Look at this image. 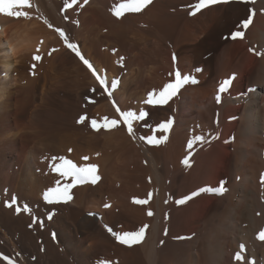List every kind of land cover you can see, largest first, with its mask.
Returning <instances> with one entry per match:
<instances>
[{
  "label": "bare ground",
  "instance_id": "bare-ground-1",
  "mask_svg": "<svg viewBox=\"0 0 264 264\" xmlns=\"http://www.w3.org/2000/svg\"><path fill=\"white\" fill-rule=\"evenodd\" d=\"M123 2L77 0L66 8V0H30L25 19L10 17L0 0V249L15 264H264V0L199 9V0H151L117 17ZM144 31L156 37L143 40ZM236 31L243 38L233 39ZM177 70L198 83L182 84L164 105L145 104L150 92L175 82ZM225 79L232 80L220 94ZM116 106L148 113L135 137L122 124L91 126L105 116L119 120ZM169 120L167 132L157 129ZM141 136L166 139L149 144ZM56 157L97 165L100 180L48 204V188L71 183L54 171ZM221 185L226 190L178 203ZM145 225L139 242L113 235Z\"/></svg>",
  "mask_w": 264,
  "mask_h": 264
},
{
  "label": "snow or ice",
  "instance_id": "snow-or-ice-1",
  "mask_svg": "<svg viewBox=\"0 0 264 264\" xmlns=\"http://www.w3.org/2000/svg\"><path fill=\"white\" fill-rule=\"evenodd\" d=\"M7 3L10 4L11 8L13 9L8 15L10 17L14 18H25L29 19L30 14L28 11H25L24 9L30 8V0H6ZM88 0H84V3L86 4ZM151 0H125V2L121 3L117 9L114 10V15L117 17H120L123 15L124 11L128 12H133V13H138L141 12L149 3ZM227 0H199V3L195 5L196 9H199L202 5H209L213 3H226ZM245 2H251L255 3V0H245ZM77 3V0H66L65 7L66 8H71L73 5ZM83 5H81L82 7ZM194 14V13H193ZM254 14V10H253ZM252 17L249 16L247 20L242 21L243 27L246 29L248 25L251 23ZM78 23V22H77ZM51 27V25H49ZM59 32V35L64 39L66 46L72 50L77 57L80 58V60L83 61V63L89 68L93 69V65L89 62V60L85 59V57L82 55L81 51L78 48V45L76 43L69 42L67 39V36L65 32L62 29H57ZM243 32L236 31L232 34V38H243ZM37 51H39V48H37ZM51 55V53H49ZM33 60L35 61H40L42 57L40 55H34L32 57ZM175 60V57H173ZM36 65L33 64L32 68L35 69ZM199 71V69L197 70ZM34 74V73H33ZM93 74L97 75L95 70L93 69ZM171 75V74H170ZM97 79L99 80L100 84L102 87L105 88L106 91H108V81L99 75H97ZM233 79V78H232ZM232 79H225L219 86L218 88V93L223 94L228 91L231 80ZM188 82H191L192 84L198 83V81L195 78H189L188 76H182L181 72L179 70L175 71V82H169L166 83L163 88L159 91H153L150 92L147 96V99L144 101L145 104L147 105H155V104H160L164 105L166 104L177 92L178 90L182 87V84H186ZM118 86L116 81H113L111 83V89H115ZM93 91H95L93 89ZM218 94L216 96L217 102H221V95ZM109 95H111V91H109ZM158 97V99H156ZM116 111L119 113L120 119H111L109 120L108 117H104L102 122H99L95 119L91 120V126L99 131L100 129H105V130H110L117 128L119 125H124L127 128V132L130 136L135 137L136 136V129H135V124L145 121L147 119L148 113L144 110L139 111V114H137L134 111H129V110H121L118 106H116ZM85 117L81 116L79 119L80 123L85 122ZM172 121L169 120L166 123H160L156 127L157 129H161L164 132L168 131L169 126L171 125ZM141 139H145L147 143L153 144V143H160L163 141V139H166V137H162L161 140H157L155 136H141ZM197 139H201V137H197ZM188 147H192V143L189 142ZM71 151V149H69ZM58 159L59 163H54L52 165L54 171L62 178H64L65 181L68 179H71V183H64L61 186V182L57 180L56 186L48 188L47 191L43 194V199L46 201L48 204H56L60 202H67L68 200L72 199L70 195V190L74 188L77 184H85V183H90L92 185H95L98 183L100 180V176L97 174V165L95 164H89V165H82L78 166L76 163H74L70 159H66L63 157H56L54 160ZM85 160L88 159V157H84ZM187 163V161H185ZM264 179V178H262ZM226 183V181L224 182ZM223 190V186L221 185L219 189H212V188H202L198 192H194L191 194V196L186 197L184 199H181L178 201L179 204L185 203L186 199H190L192 196L199 195L200 192L204 191H209V192H221ZM135 203L137 204H146L147 201L145 200H136ZM6 206L11 207V203H7ZM105 207H109V205H104ZM19 211V209H17ZM25 211H30V209L25 208ZM55 213L53 211H49L46 214L45 219L48 221H51L53 219V216ZM89 215H94L93 213H89ZM148 215L151 216L152 212L149 211ZM36 222L40 223V226L43 227V221L40 220L39 217L36 218ZM32 227V225H30ZM107 227V226H106ZM147 228V225L144 227L140 228L136 232H126L121 234L113 233L117 237L118 240H120L121 243L125 244H130L132 242H139L145 233V229ZM108 231L111 232V228H108ZM56 238V234L53 233V239ZM260 239L264 240V232L260 234ZM241 252H238L236 254V260H241L242 255L241 253L244 250V245H240ZM4 260H8L9 264H12V261L9 260L8 257H3ZM101 264H108L107 261H101Z\"/></svg>",
  "mask_w": 264,
  "mask_h": 264
},
{
  "label": "rangeland",
  "instance_id": "rangeland-1",
  "mask_svg": "<svg viewBox=\"0 0 264 264\" xmlns=\"http://www.w3.org/2000/svg\"><path fill=\"white\" fill-rule=\"evenodd\" d=\"M145 33V34H144ZM156 36H155V34H153V33H150V32H147V31H144L143 32V34H142V39L143 40H145V38H148V39H153V38H155ZM128 58H129V62L131 63L132 62V57L130 56V55H128L127 57H126V60H128ZM147 60V59H146ZM146 60L145 59H143V62H138L137 64H136V66L135 67H133L134 69H141V68H143L144 66H145V64L143 65V63H145L146 62ZM126 63H128L127 61H126ZM141 64V65H140ZM143 65V66H142ZM124 68L125 69H123V71H122V73L123 74H127L128 73V71H130L129 69H128V67L127 66H124ZM124 70H125V72L126 73H124ZM2 229H1V227H0V233H2ZM5 233V232H4ZM3 233V234H4ZM5 236H6V238H10L8 235H6L5 234ZM8 257L9 258V260H11L12 261V259H10V257L7 255V254H5V252L4 251H2V249H0V264H9V261L8 260H4L3 259V257ZM30 259L31 260H33V257H30ZM12 264H15L13 261H12Z\"/></svg>",
  "mask_w": 264,
  "mask_h": 264
}]
</instances>
